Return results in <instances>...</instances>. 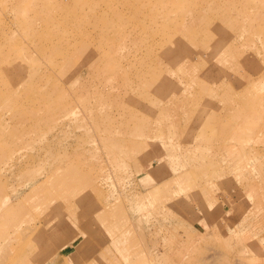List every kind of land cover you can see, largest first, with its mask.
I'll return each instance as SVG.
<instances>
[{
    "label": "rangeland",
    "instance_id": "obj_1",
    "mask_svg": "<svg viewBox=\"0 0 264 264\" xmlns=\"http://www.w3.org/2000/svg\"><path fill=\"white\" fill-rule=\"evenodd\" d=\"M0 212V264L52 260L59 216L135 264H264V0H0Z\"/></svg>",
    "mask_w": 264,
    "mask_h": 264
},
{
    "label": "crops",
    "instance_id": "obj_2",
    "mask_svg": "<svg viewBox=\"0 0 264 264\" xmlns=\"http://www.w3.org/2000/svg\"><path fill=\"white\" fill-rule=\"evenodd\" d=\"M150 173V172H149ZM143 193V191H141ZM149 192V191H146ZM68 204V203H67ZM18 204L14 205L13 208L17 209ZM64 209V207H62ZM77 206L74 207L76 211ZM10 210V209H8ZM7 210V211H8ZM62 209H56L60 212ZM2 212H0L1 215ZM63 213V212H62ZM98 214L100 219L102 212H93ZM60 215V214H59ZM63 215V214H61ZM93 217L95 214H92ZM55 220L45 219V223L42 224L39 232L35 235L38 236H47L48 241L46 240V248L41 244L40 250H45L46 257L48 258L52 255V260H47L41 264H83V261L88 262L87 256H95L100 260L102 264H135L132 255H138L137 248H131L129 246L127 236L116 235L115 238H112L113 233L108 229L103 223L100 226H95L91 228V222L86 228H79L73 222V219L70 220L71 229L69 228V222L67 217ZM95 218V217H94ZM88 223L87 221L85 222ZM76 228L74 231L73 229ZM123 235V236H122ZM118 242V243H117ZM98 244V247L94 245ZM80 257V260L78 259ZM94 258V257H93ZM77 259L79 261H77ZM45 261V260H44Z\"/></svg>",
    "mask_w": 264,
    "mask_h": 264
},
{
    "label": "bare ground",
    "instance_id": "obj_3",
    "mask_svg": "<svg viewBox=\"0 0 264 264\" xmlns=\"http://www.w3.org/2000/svg\"><path fill=\"white\" fill-rule=\"evenodd\" d=\"M69 1H71V0H69ZM72 12H73V14H75V15H72V16H68L67 18H66V22L68 23V22H72V23H74V25L75 26H77L78 24H77V22L79 23V21L80 20H78V12L76 11V10H72ZM78 38H79V36H78ZM108 38V37H107ZM107 38H103L104 40H106ZM75 39H77V37L76 36H74L73 37V41L68 37V39H65V43L63 42V44L65 45V46H71L72 45V43H74V44H78V47H79V49H81V47L83 46L84 48H86V47H89V48H91V50L92 51H94L93 50V47L91 46L92 44H94V42L96 41V40H92V39H90L92 42H89V41H84V40H86V39H88V38H82V39H80V40H75ZM69 41H71L70 43H69ZM69 43V44H68ZM30 60V62H31V60L32 59H29ZM91 67H93V66H91ZM94 69H96V68H94ZM97 69H99V72H97V74H99V76L100 75H105V72H106V75L103 77V79L104 78H106L107 77V80L106 81H108L109 83H107V85L105 84V83H103L102 81H100L99 80V78H97V80L95 81L98 85H99V87L96 89V90H94L92 93H95L96 94V96H92L91 97V99L92 100H89L88 99V101H86V100H84L85 101V103L84 104H86L88 107H90V108H93V107H95V106H100L103 102H105V96H103L102 94L103 93H101V90H107V89H112V90H115V91H118V90H120V86H119V84H116V76L115 75H112V73L110 72V71H112V70H107V67L106 66H102V67H98ZM91 69H90V67H89V69H87V72H89ZM96 71H98V70H93V71H90V73L91 72H96ZM89 73V74H90ZM91 75H93V76H96L95 74H91ZM78 87H84V84H80V85H78ZM93 102V103H90V102ZM157 101H158V99H157ZM150 113H152L153 111H151V110H148ZM147 111V112H148ZM146 123V122H145Z\"/></svg>",
    "mask_w": 264,
    "mask_h": 264
}]
</instances>
